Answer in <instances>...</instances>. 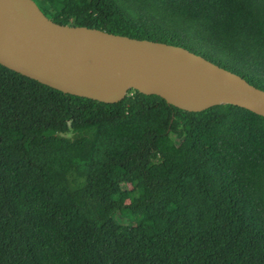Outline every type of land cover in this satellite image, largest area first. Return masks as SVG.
Returning <instances> with one entry per match:
<instances>
[{
	"label": "trees",
	"instance_id": "obj_1",
	"mask_svg": "<svg viewBox=\"0 0 264 264\" xmlns=\"http://www.w3.org/2000/svg\"><path fill=\"white\" fill-rule=\"evenodd\" d=\"M60 25L183 47L264 91V0H33ZM0 264H264V118L0 65Z\"/></svg>",
	"mask_w": 264,
	"mask_h": 264
},
{
	"label": "water",
	"instance_id": "obj_2",
	"mask_svg": "<svg viewBox=\"0 0 264 264\" xmlns=\"http://www.w3.org/2000/svg\"><path fill=\"white\" fill-rule=\"evenodd\" d=\"M0 65L104 104L135 90L189 113L232 105L264 118V91L204 57L167 43L60 25L33 0H0Z\"/></svg>",
	"mask_w": 264,
	"mask_h": 264
}]
</instances>
